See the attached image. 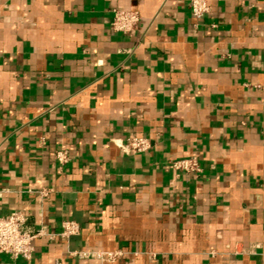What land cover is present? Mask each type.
I'll list each match as a JSON object with an SVG mask.
<instances>
[{"label": "crops", "instance_id": "1", "mask_svg": "<svg viewBox=\"0 0 264 264\" xmlns=\"http://www.w3.org/2000/svg\"><path fill=\"white\" fill-rule=\"evenodd\" d=\"M189 2L0 0V216L81 229L0 264H264V0H208L197 27Z\"/></svg>", "mask_w": 264, "mask_h": 264}, {"label": "built area", "instance_id": "2", "mask_svg": "<svg viewBox=\"0 0 264 264\" xmlns=\"http://www.w3.org/2000/svg\"><path fill=\"white\" fill-rule=\"evenodd\" d=\"M189 8L195 20L196 27L210 13L211 9L208 0H190ZM113 20L111 29L116 33L132 35L138 28L141 21L140 14L134 11L113 9ZM151 142L145 137H131L121 146L122 151L128 155H136L148 151ZM57 162L64 166L69 163L70 156L66 150L59 149L55 152ZM170 168L181 174L200 173L202 171L197 158H187L170 162ZM42 197H47L43 192ZM81 229L73 221H64L62 231L50 233L45 227L37 228L30 225L29 218L24 211H14L7 216H0V256H8L13 262L18 260L30 261L35 253V241L40 238H47L54 242L57 239L70 240L79 236ZM73 256L80 259L96 258L103 263L114 262L120 253H96L87 251H76Z\"/></svg>", "mask_w": 264, "mask_h": 264}]
</instances>
